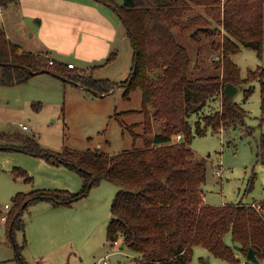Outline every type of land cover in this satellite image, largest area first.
<instances>
[{
    "label": "trees",
    "instance_id": "16d2710c",
    "mask_svg": "<svg viewBox=\"0 0 264 264\" xmlns=\"http://www.w3.org/2000/svg\"><path fill=\"white\" fill-rule=\"evenodd\" d=\"M14 1L0 0V6ZM95 1L118 15L133 48L131 68L122 85L125 96L137 87L141 89L143 146L116 153L53 150L29 137L18 136L23 151L64 164L77 171L83 183L77 192L37 188L15 193L14 205L6 211L4 221L11 237L15 229L24 226L21 214L28 204L48 200L54 206L70 205L92 185L106 179L118 186L110 205L107 238L112 244L121 238V243L136 253L138 264H207L203 258L192 261L196 244L209 249L223 264H240L250 247L260 261L264 257V199L218 205L203 202L206 158L197 156L190 144L193 136L203 134L207 127L217 130L246 123V110L224 91L228 82L240 86L246 80H259L264 119V67L249 69L242 79L230 56L239 44L260 52L264 0H123L121 4ZM191 3L203 6L204 13L189 15ZM211 21L223 31L221 40L214 44L219 53L213 62L220 71L190 78L189 53L174 31L187 32L199 40L200 33L211 36L213 31L207 27ZM111 58L112 54L106 61ZM0 64L2 84L24 82L41 70L75 81L99 95L109 92L115 84L82 74L66 62L52 58L49 52L20 47L9 39L1 25ZM245 90L250 94L253 88ZM215 97L220 98V107L190 122L189 115L199 112ZM156 120L162 121L158 131L153 130ZM174 135H182L183 140L174 139ZM259 147L264 166V133ZM228 232L232 244L225 241ZM15 251L18 264H29L21 257L17 244Z\"/></svg>",
    "mask_w": 264,
    "mask_h": 264
},
{
    "label": "rangeland",
    "instance_id": "374dc122",
    "mask_svg": "<svg viewBox=\"0 0 264 264\" xmlns=\"http://www.w3.org/2000/svg\"><path fill=\"white\" fill-rule=\"evenodd\" d=\"M112 1L121 4L123 0ZM101 6L118 17L109 6L102 3ZM191 6L189 15L204 13L203 6L192 3ZM39 19L32 13L31 5L16 0L3 6L0 25L8 36L11 34L31 45L38 32L46 29L44 20L40 23ZM207 27L213 31L211 36L199 32V40L187 32L174 31L178 42L189 53L190 78L220 71L213 62L219 53L214 44L221 40L223 31L213 21ZM124 32L125 27L119 19L114 52L108 61L103 59L87 66L82 65L86 61L71 55L64 57L66 63L68 60L75 63V69L82 74L113 81L114 87L105 94H95L49 72L32 74L21 83H0V215L7 211L5 204L9 209L14 205L13 196L17 192L37 188L77 192L83 183L80 174L64 164L23 151L19 148L22 143L18 136L29 137L53 150L89 149L116 153L143 146L141 89L137 87L125 96L122 85L133 58V48ZM52 55L56 56L54 52ZM230 56L242 79L247 77L249 69L264 67V25L260 52L239 44ZM98 62L101 66H97ZM1 74L0 64V78ZM239 88L233 100L246 110V123L217 130L207 127L203 134H195L190 144L197 156L206 158L202 195L203 202L211 205L264 199V166L259 156V141L264 133L260 83L258 79L246 80ZM247 88H253V91L246 94ZM219 107L220 98H212L199 112L190 114L189 120L193 123ZM161 125V120L154 121V130L158 131ZM177 138L178 135H174V139ZM219 166L221 176L215 174V168ZM28 176L31 178L27 179ZM117 188L113 182L102 179L70 205L54 206L48 200L28 204L21 214L24 226L15 229L13 237L0 218V264H18L16 244L21 257L29 264H138L136 253L123 245L121 238L112 244L106 235L110 205ZM225 241L233 243L230 232L225 235ZM201 258L207 264H223L209 249L196 244L192 261L198 262ZM258 264H264V257Z\"/></svg>",
    "mask_w": 264,
    "mask_h": 264
},
{
    "label": "crops",
    "instance_id": "0c3cea01",
    "mask_svg": "<svg viewBox=\"0 0 264 264\" xmlns=\"http://www.w3.org/2000/svg\"><path fill=\"white\" fill-rule=\"evenodd\" d=\"M19 1L31 5L32 13L40 17L38 20L40 23L44 20L46 27L44 31L38 32L31 45L13 38L11 34L8 36L7 33L9 39L20 47L33 52H49L52 58L63 62H65L64 57L71 55L75 59L86 61L82 65L87 66L95 61L107 59L114 52L112 49L117 39L119 18L108 13L100 2L92 0ZM124 33L126 39V31ZM52 52L56 56H53ZM68 62L72 61L68 60ZM101 64L98 62L97 65ZM74 65L73 68H76L75 63Z\"/></svg>",
    "mask_w": 264,
    "mask_h": 264
},
{
    "label": "water",
    "instance_id": "95a60500",
    "mask_svg": "<svg viewBox=\"0 0 264 264\" xmlns=\"http://www.w3.org/2000/svg\"><path fill=\"white\" fill-rule=\"evenodd\" d=\"M39 72H44V70H41ZM35 73V72H33ZM75 84H78L77 82L75 81H72V80H69ZM239 85H234L230 82L226 83L225 87H224V91L225 93L227 94V96L229 97L230 100H233L234 99V96L235 94L237 93V91H239ZM178 140L181 141L183 140V136L182 135H179L178 137ZM238 256V254H237ZM246 258L248 260H250L252 263H255L257 264L259 262V259L257 258V255H256V251L254 248L250 247L246 253Z\"/></svg>",
    "mask_w": 264,
    "mask_h": 264
},
{
    "label": "built area",
    "instance_id": "2783aa9c",
    "mask_svg": "<svg viewBox=\"0 0 264 264\" xmlns=\"http://www.w3.org/2000/svg\"><path fill=\"white\" fill-rule=\"evenodd\" d=\"M2 9H3V7L0 6V14L2 13ZM217 58H218V56H217ZM50 63H52V60H50ZM67 65H68L69 67H71V68H73V67L75 66L74 63H72V62H68ZM22 127L26 128V126H25L24 124L22 125ZM178 137H179V135H178ZM215 174H216L217 176H221V175H222V168H221L220 166L215 168ZM5 208L8 210V209H9V205L5 204ZM0 218H1V220L5 221V219H6V213L2 214V215L0 216ZM115 242H116V241H115ZM248 261L251 262L250 260H248V259L246 258V256H244V257H242V260H241L240 264H247ZM103 262L106 263V262H107V259L104 258V259H103ZM251 263H252V262H251Z\"/></svg>",
    "mask_w": 264,
    "mask_h": 264
}]
</instances>
